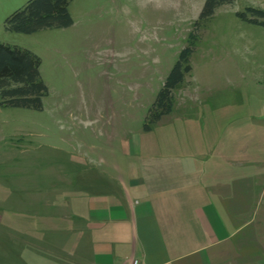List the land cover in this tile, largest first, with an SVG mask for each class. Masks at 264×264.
<instances>
[{"label":"rangeland","instance_id":"obj_1","mask_svg":"<svg viewBox=\"0 0 264 264\" xmlns=\"http://www.w3.org/2000/svg\"><path fill=\"white\" fill-rule=\"evenodd\" d=\"M26 1L0 0V41L40 57L48 93L41 109L0 101V264L45 254L33 244L72 226L79 197L118 168L127 174L190 144L206 158L209 144L226 141L233 156L249 145V172L259 165L252 158L264 169V25L237 15L264 10V0H232L198 24L204 0H71L68 26L5 29ZM191 33V70L172 110L145 129Z\"/></svg>","mask_w":264,"mask_h":264},{"label":"crops","instance_id":"obj_2","mask_svg":"<svg viewBox=\"0 0 264 264\" xmlns=\"http://www.w3.org/2000/svg\"><path fill=\"white\" fill-rule=\"evenodd\" d=\"M232 146L209 144L206 158H198L190 144L183 149L188 152L130 164L127 174L118 168L108 184L101 176L95 180L98 192L82 194L75 203L72 226L56 228L60 237L34 243L45 254L28 259L32 264H130L132 259L264 264V169L252 158L259 165L249 172V145L234 156ZM18 261L23 264L24 256Z\"/></svg>","mask_w":264,"mask_h":264},{"label":"trees","instance_id":"obj_3","mask_svg":"<svg viewBox=\"0 0 264 264\" xmlns=\"http://www.w3.org/2000/svg\"><path fill=\"white\" fill-rule=\"evenodd\" d=\"M71 0H27L22 6L9 14L4 27L7 30L31 33L46 27H65L72 23L68 10ZM232 0H204L195 24L214 14L217 7ZM240 18L264 25V10L245 7L238 11ZM196 34L189 35V41L178 55L177 60L166 76L161 88L148 110V123L145 129L168 114L173 107V90L182 84L186 74L191 70L189 57L193 51ZM191 39V40H190ZM40 57L33 51L0 41V101L4 105L42 108V98L48 88L40 74Z\"/></svg>","mask_w":264,"mask_h":264},{"label":"built area","instance_id":"obj_4","mask_svg":"<svg viewBox=\"0 0 264 264\" xmlns=\"http://www.w3.org/2000/svg\"><path fill=\"white\" fill-rule=\"evenodd\" d=\"M130 264H142V263L137 259H132Z\"/></svg>","mask_w":264,"mask_h":264}]
</instances>
